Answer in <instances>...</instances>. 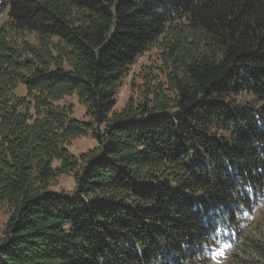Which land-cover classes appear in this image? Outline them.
I'll list each match as a JSON object with an SVG mask.
<instances>
[{
  "label": "trees",
  "instance_id": "obj_1",
  "mask_svg": "<svg viewBox=\"0 0 264 264\" xmlns=\"http://www.w3.org/2000/svg\"><path fill=\"white\" fill-rule=\"evenodd\" d=\"M3 13L0 264H209L234 239L233 264H264V219L242 230L264 189V0H0ZM154 48L166 79L117 110ZM67 174L75 190H55Z\"/></svg>",
  "mask_w": 264,
  "mask_h": 264
},
{
  "label": "rangeland",
  "instance_id": "obj_2",
  "mask_svg": "<svg viewBox=\"0 0 264 264\" xmlns=\"http://www.w3.org/2000/svg\"><path fill=\"white\" fill-rule=\"evenodd\" d=\"M6 13L0 14V23ZM164 64L162 63L160 51L154 48L150 51L145 52L143 55L139 56L137 61L131 66L128 75L123 78L120 88L117 92V104L116 109L121 110L131 97H137L139 93L145 91V86L147 78H151L150 81L157 83L158 81H163L166 79L165 73L162 71ZM152 83V85H153ZM242 101L249 102L253 99L251 95L245 94L241 97ZM67 103L74 105V114L76 117L84 118L86 114V106L83 105L76 95L68 96L64 100ZM97 145V140L91 134L75 139L70 149L71 151L79 155L82 152L88 151L89 149ZM76 187V179L74 174H67L60 176L55 182L53 188L58 191L73 192ZM263 196L260 198L256 207L253 209L250 217L245 220V227L242 229L244 234L248 229L255 233L254 229L251 227H256V225L264 219V189L262 192ZM9 218V214L5 209L0 208V240L3 237L6 222ZM241 230V231H242ZM243 231L241 234L243 235ZM241 239L233 240V244L230 242H223L222 244L215 247L212 255L209 259V264H233L235 256L233 253L237 249V243L239 244Z\"/></svg>",
  "mask_w": 264,
  "mask_h": 264
}]
</instances>
